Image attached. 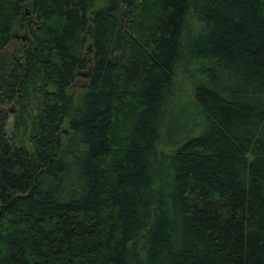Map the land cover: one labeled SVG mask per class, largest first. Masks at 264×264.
Segmentation results:
<instances>
[{
  "label": "trees",
  "instance_id": "obj_1",
  "mask_svg": "<svg viewBox=\"0 0 264 264\" xmlns=\"http://www.w3.org/2000/svg\"><path fill=\"white\" fill-rule=\"evenodd\" d=\"M0 264H264V0H0Z\"/></svg>",
  "mask_w": 264,
  "mask_h": 264
},
{
  "label": "rangeland",
  "instance_id": "obj_2",
  "mask_svg": "<svg viewBox=\"0 0 264 264\" xmlns=\"http://www.w3.org/2000/svg\"><path fill=\"white\" fill-rule=\"evenodd\" d=\"M24 35H26L25 31L15 32L14 33V38H15L14 42L9 46L8 51L14 52L18 48L23 47V43L20 42V39L22 37H24ZM86 84H87L86 76H84V75L79 76L73 85L74 92H76L78 90H82L83 88H85ZM187 94H188L187 91H183V95L189 99ZM3 112L6 113L8 116V123L6 125V133L8 135L9 140H11L12 142H17V143L22 142V140H23L22 139V132L18 131V129L15 126V123L19 122L18 121V107H17V105L9 106L8 108H5L3 110Z\"/></svg>",
  "mask_w": 264,
  "mask_h": 264
}]
</instances>
